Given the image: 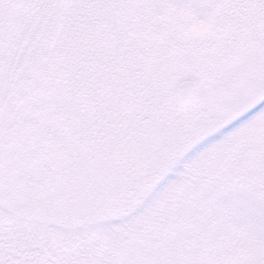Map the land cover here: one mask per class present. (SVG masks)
<instances>
[{
    "label": "snow or ice",
    "instance_id": "1",
    "mask_svg": "<svg viewBox=\"0 0 264 264\" xmlns=\"http://www.w3.org/2000/svg\"><path fill=\"white\" fill-rule=\"evenodd\" d=\"M0 264H264V0H0Z\"/></svg>",
    "mask_w": 264,
    "mask_h": 264
},
{
    "label": "rangeland",
    "instance_id": "2",
    "mask_svg": "<svg viewBox=\"0 0 264 264\" xmlns=\"http://www.w3.org/2000/svg\"><path fill=\"white\" fill-rule=\"evenodd\" d=\"M219 137H216V139H218ZM211 144V141H205L203 144H201L200 148H197L195 149L193 152H190L187 156L183 157L178 165L172 169V173L167 177V179H165L158 187L157 191H160V190H163L167 185L168 183L171 181V180H174V179H177L178 178V174L180 172H182L184 169H183V165L185 163H187L193 156L196 155V153H198L201 148L203 147H206L208 145Z\"/></svg>",
    "mask_w": 264,
    "mask_h": 264
}]
</instances>
